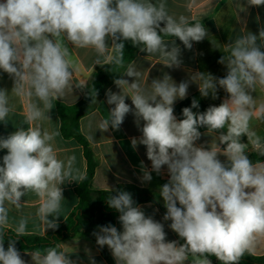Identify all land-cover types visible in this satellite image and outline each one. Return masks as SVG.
Segmentation results:
<instances>
[{"label": "clouds", "instance_id": "9594fccd", "mask_svg": "<svg viewBox=\"0 0 264 264\" xmlns=\"http://www.w3.org/2000/svg\"><path fill=\"white\" fill-rule=\"evenodd\" d=\"M247 4L259 7L264 0ZM206 37L202 22L171 14L165 0H0V70L13 80L11 91L0 88V122L11 121L13 98L23 102L22 123L0 137V149L7 150L0 164V264H28L16 247L18 238L28 234L32 221H38L43 232L56 230L65 201L61 186L85 179L75 155L58 154L59 132L44 127L52 119L53 102L64 97L79 71L73 47L92 49L94 68L108 65L116 69L110 71L122 73L114 80L120 91L106 92L113 107L98 130H119L126 116L134 115L142 135L133 138L131 146H146L151 172L160 175L166 166L169 179L159 189L166 208L163 220L171 221L170 229L184 241H168L164 224L146 215L130 192L112 189L106 200L120 213L122 231L112 224L98 226L93 232L96 244L108 247L115 264H212L213 256L221 264H240L260 245L264 162L254 163L247 153L251 148L264 157V138L250 126L254 118L264 121V99L253 95L258 87L264 90V28L227 45L218 61L227 67L223 78L196 72L177 84L165 73L145 86L134 64L125 67L126 41L158 57L165 67L179 68L181 49L175 38L190 50L193 42ZM190 82L198 85L202 97L211 94L216 99L218 88L228 95L203 112L193 111L199 107L193 99L178 119L174 104L187 97ZM89 95L96 103V91ZM201 128L207 135L217 134L218 143L198 145ZM142 172V182H150L151 172L143 165ZM29 196H35L38 205L34 213L24 214ZM10 230L13 234L7 235ZM74 253L58 245L26 250L31 264H78Z\"/></svg>", "mask_w": 264, "mask_h": 264}, {"label": "crops", "instance_id": "0c3cea01", "mask_svg": "<svg viewBox=\"0 0 264 264\" xmlns=\"http://www.w3.org/2000/svg\"><path fill=\"white\" fill-rule=\"evenodd\" d=\"M153 2H157V0H153ZM165 2L171 14L177 16L183 14L202 22L208 30V37L201 42H193V47L190 50L185 48L178 38H175L176 44L181 49L180 58L182 64L179 68H167L158 57L150 56L139 50L131 63L141 72V83L145 86H150L153 79L162 78L165 73L170 75L177 84L182 81H189L191 74L196 72L211 73L217 78H223L227 74V67L218 61L226 54L225 49L227 45L248 31L258 35L260 29L264 28V5L259 7L249 6L247 0H165ZM189 4H191L190 8L188 7ZM258 43L260 42L258 41ZM108 54L111 55V52L109 51ZM72 57L77 62L79 71L74 73L73 86L66 90L64 97L53 102L54 107L50 112L52 119L45 121L44 127L59 132V135L55 139L58 154L61 157L75 155L76 168L80 174L85 176L87 161L83 147L73 138H65L63 136L61 132V118L57 111L56 103L59 102L65 106H72L82 100L85 95V88L81 90L75 87V85L84 84L86 86L91 74L99 65H96L94 68L95 53L90 48L73 47ZM124 78L132 82V78ZM12 86V78L0 70V88L11 91ZM109 89L113 92L120 91L115 84L111 85L107 90ZM107 90L98 102L95 110L80 119V129L88 139L98 160L92 188L94 190H112L120 185L133 184L151 190L159 200H162L159 197V189L169 179L167 168L164 166L160 175L151 172V161L147 158L146 146L138 145L136 149H133L131 146L132 139L139 138L142 135L135 123L134 115L129 113L119 130L109 129L103 133L98 130L99 123L108 117L109 110L113 107L107 104ZM227 95L223 89L218 88L216 99H213L211 94L208 97H202L198 85L190 82L187 97L183 100L178 99L175 102L174 114L178 119H182V109L184 107H191L193 99L199 102V107L193 109V111L203 112L209 106H218ZM253 95L258 100L264 99V90L258 87ZM12 103L15 106V113L10 117L11 121L6 125L0 122V137H6L16 130L15 125L22 123L23 102L13 98ZM126 103L131 105V99L126 98ZM142 124L143 122H141V126ZM250 126L258 135L264 138V121L254 118ZM200 131L202 136L196 142L198 145L205 144L207 146L209 143L210 145L218 143L217 134L212 133L207 135L205 128H201ZM90 136L93 139L90 140ZM242 142L246 143L247 138L242 137ZM251 152L253 151L249 148L247 155ZM6 154V149H0V164H2V158ZM220 159L224 161L226 158L221 156ZM260 162H264V160ZM142 165L151 172L153 178L150 182H142ZM79 183L71 181L61 186L65 201L63 202V212L58 218V223L64 221L78 205L79 196L76 192V187ZM26 200L27 204L24 208V214L34 213L38 205V199L35 196H29ZM139 206L143 208L146 215L152 216L155 220L164 224V230L167 233L166 239L168 241L177 240L180 244L184 243L178 234L170 229L169 224L171 221L163 220V216L166 213L164 203L160 207L154 203H142ZM11 215L15 216L16 212L13 211ZM114 226L117 227L118 231H122V225L118 217ZM28 228L27 235H45L47 233L42 231L38 221L30 222ZM59 246L70 253L75 252L72 254V259L77 260L78 264H90L89 252H86V249L90 251L91 258L95 260V264H111L96 244V239L89 237L82 231H78L73 237L64 239ZM103 249L106 250L115 263L108 247L104 246ZM20 252L22 258L28 264H31V257L26 254V251ZM252 253L255 255L264 254V238L261 239L260 245ZM212 264H221V262L216 261L212 262Z\"/></svg>", "mask_w": 264, "mask_h": 264}, {"label": "trees", "instance_id": "16d2710c", "mask_svg": "<svg viewBox=\"0 0 264 264\" xmlns=\"http://www.w3.org/2000/svg\"><path fill=\"white\" fill-rule=\"evenodd\" d=\"M138 52V47L133 46L131 42H125V67L134 60ZM109 68L111 66L108 65L103 67L97 66L95 68L86 84L85 95L78 103L72 106H65L59 102L56 103V108L61 118V132L63 136L65 138H73L83 147L87 161L85 179L80 181L76 187L79 203L64 221L58 223L59 227L56 230L49 229L45 235H25L24 237H19L16 243L19 251H31L50 246H59L61 241L73 237L78 231H82L89 237L96 239L93 232L98 230V226L115 225L116 219L120 215L119 212L111 209L107 204L106 199L111 195L112 190H94L92 188L98 160L88 139L80 129V119L94 111L105 91L114 84L115 79L121 78L122 73L112 72L116 69L111 68L112 71H110ZM120 71H123V69H120ZM94 91L97 93L96 103H92V98L89 95V93L92 94ZM248 156L254 163L264 160V157L254 151ZM116 190L130 192L133 200L138 205L142 203H154L160 207L163 203V200H159L151 190L133 184L120 185ZM12 234L10 230L7 235ZM4 246L5 248L8 246L7 238L5 239ZM100 250L111 264H115L105 249L100 248ZM210 259L212 262L218 261L214 256L210 257ZM240 264H264V254L255 255L253 253H246L242 257Z\"/></svg>", "mask_w": 264, "mask_h": 264}]
</instances>
